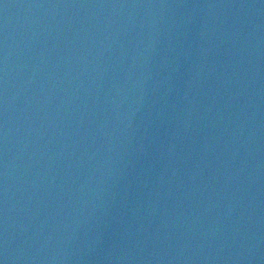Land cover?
I'll list each match as a JSON object with an SVG mask.
<instances>
[{"label":"water","instance_id":"95a60500","mask_svg":"<svg viewBox=\"0 0 264 264\" xmlns=\"http://www.w3.org/2000/svg\"><path fill=\"white\" fill-rule=\"evenodd\" d=\"M0 264H264V0H0Z\"/></svg>","mask_w":264,"mask_h":264}]
</instances>
